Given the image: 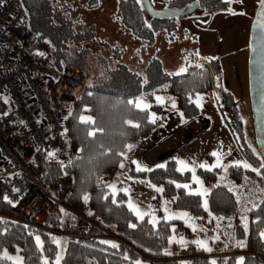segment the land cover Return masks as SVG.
Instances as JSON below:
<instances>
[{
  "label": "trees",
  "instance_id": "1",
  "mask_svg": "<svg viewBox=\"0 0 264 264\" xmlns=\"http://www.w3.org/2000/svg\"><path fill=\"white\" fill-rule=\"evenodd\" d=\"M22 1L32 31L38 38L46 39L52 44L53 60L57 67H73L85 77H89L87 71L94 60L101 66L97 76L89 77L86 91L69 107L65 127L68 143L74 153L72 159L63 166H56L47 163L40 153L35 158L46 188L52 194L59 196L60 178L66 175L73 176V190L66 197L65 204L76 211L88 209L87 218L104 226L113 227L114 233L123 242L68 239L60 264H135L139 257L158 264H184L179 260H153L176 256L174 253L170 256L165 255V252L172 233L171 225L181 224V221L161 220L154 227L147 218L139 220L128 207L125 194L120 192L113 197L110 188L106 187L108 183L106 185L100 183L99 176L109 172L111 174L109 181L112 182L121 171L120 165L126 160L130 150L128 146L152 132L155 124L150 122L149 111L126 103L128 100H135L144 91L148 92L150 97L153 92L161 91L177 95V107L185 117L191 119L198 115V107L194 102L196 94L214 90L222 118L228 124H233L229 126L237 138L241 153L254 167L259 166L260 159L244 141L243 124L238 114L236 100L217 85V79L221 76L219 65L211 62L216 72L215 84L212 82L210 70L200 64L202 67L188 73L166 75V89H157L155 86L164 83V80L157 79V75L162 74L158 63H153L148 69L150 83L148 79L146 84L139 74L130 71L126 66L119 63L112 66L114 55H118L115 52L117 49L115 44L102 36L103 28L97 30L96 25L87 23L86 19H83L84 15L82 16L78 10L80 8L88 12L96 10L104 4L102 1L84 0L85 2H81L78 7V0H70L69 4L65 2V5H62V0ZM187 1L171 0L169 6ZM225 6L226 3L220 7ZM218 9L219 7L212 8L208 12ZM145 14L141 0H118L115 12L118 24L147 42L154 40V32L164 24L170 28L176 26L174 20L177 18L158 20L150 17L148 23ZM81 116L90 117L95 124L82 123ZM130 122L139 124L140 127H133ZM89 131L96 132V135L89 136ZM260 171L264 174V168ZM128 173L132 178H146L155 188L163 189L162 192H157V196L173 198V208L185 209L196 216L204 213L200 195L190 194L187 189L176 186L189 183L190 173L181 172L174 160L169 159L163 167L157 166L149 171L131 167ZM198 174L206 183L213 185L208 194L210 212L215 217L236 220V238L244 240V246L242 248L236 246L233 254L215 257L217 264H237V257L240 255L243 256V264L262 263L264 201L248 212V223L244 226L238 214L241 208L240 199L234 190L235 185L241 186L246 178L256 179L255 172L242 167H229L227 172L219 168L213 171L200 169ZM222 174L226 175L228 182H219ZM2 193L3 185L0 183V264H45V261L47 264H55V257L58 254L55 236L15 221L14 218L18 215L13 206L3 200ZM85 195L89 197L87 202L83 199ZM113 198L117 203H111ZM61 212L60 208L55 211L47 220V226L59 228ZM83 223L85 222L80 221V224ZM132 224L136 227H131ZM36 235L40 236L41 245H37ZM113 243L118 247L112 248L110 245ZM5 253L7 256L14 255V260L7 259ZM193 253L194 258L188 264H211L214 260L206 256L202 249L193 248Z\"/></svg>",
  "mask_w": 264,
  "mask_h": 264
},
{
  "label": "rangeland",
  "instance_id": "2",
  "mask_svg": "<svg viewBox=\"0 0 264 264\" xmlns=\"http://www.w3.org/2000/svg\"><path fill=\"white\" fill-rule=\"evenodd\" d=\"M69 1L62 0V5H65V2L69 4ZM100 1L104 3L101 8L89 12L84 8L78 10L82 16L84 15L83 19L85 18L87 23L96 25L97 30L103 28L102 36L109 38L112 40V44H115L114 46L117 48L115 52L118 55H114L112 66L118 63L126 66L130 71L139 74L143 83L146 84L148 79L150 83L148 69L153 63H158L162 74L157 75V79L164 80V83L155 86V88L166 89V75L174 76L194 71L197 68L196 65L201 63L200 61L217 63L221 70L217 85L229 92L236 100L238 114L243 124L244 141L247 146L256 149V156L259 154L257 145H255L257 142L249 90V54L251 27L261 0H222L226 2L225 8H219L211 13L201 8L192 15L174 20L176 25L174 27L170 28L169 25L164 24L162 28L154 32L152 42H147L118 24L119 21L115 19L118 0ZM170 1L151 0L157 9L171 7L169 6ZM78 2L77 7L85 1L78 0ZM145 17L149 23L150 16L146 13ZM96 64L97 61L94 60L93 65L87 71L90 78L97 76L100 72L101 66ZM182 68L185 71L181 72ZM89 77H85L88 84ZM152 86L151 83L150 87ZM198 97L200 99H197ZM141 98V108L138 109L148 110L150 120L153 115L157 117V120L152 132L139 140L133 151L132 159L136 161V168L139 164L140 170H144L143 159L146 163L160 162V164L166 159L174 160L181 172L190 173V182L185 184L189 186L187 189L189 193L207 190V196H201L202 204H204L205 199L208 201V194L213 185L202 179L198 174L200 169L212 168L211 171H213L219 168L223 170L225 165L248 161L241 153L237 138L229 126L233 124H228L221 116L214 90L196 94L194 102L199 105L197 106L198 115L191 119L185 117L177 107L178 96L173 93L153 92L150 97L148 92L144 91L135 100ZM173 103L175 107H173ZM162 118H166V122L162 121ZM205 121L209 125L208 128H205ZM213 152L217 153L216 157L211 155ZM218 159L221 167H213ZM167 160L161 165L164 166ZM181 160L191 170L184 169L178 163ZM122 164L125 165V162ZM200 164L206 165V168H201ZM121 169L123 170H121V174L119 173L118 178L113 179L112 182L109 181L107 185L115 186L116 195L123 192L127 197V205L131 203L141 213H150L143 219L147 218L152 226L153 217L159 222L161 220L181 221V224L171 225L172 233L169 237V246L166 249L171 253L170 255L173 253L178 255L186 250L187 257H193V248H197L202 249L206 256L215 260V257L218 256L231 255L237 246L236 241H242L244 246V240L236 238V220L233 218L226 220L215 217L210 212L209 205L208 210L206 211L204 208V213L200 216L193 215L185 209L173 208V198H159L156 188L146 178H132L125 166ZM261 173L263 174V172ZM104 175L111 177L109 172L102 173L99 176L100 183H102ZM255 176L256 179L247 178L244 184L234 187L240 199L239 218L244 226L248 223V212L264 201V178L257 176L256 172ZM219 179V182H228L225 174H222ZM197 180L201 183H197ZM112 191L110 188L111 193ZM165 205L170 210L169 213L165 212ZM63 210L59 228L46 224L52 231L50 233L45 231L47 234L55 236L56 243L59 241V245L57 244L58 254L62 253V258L68 241L65 234L80 221H83L84 217H88L87 213H89L86 208L81 211L68 208H63ZM180 212H187L188 217L171 218L172 213ZM133 213L137 216L135 212ZM137 218L143 220L138 216ZM14 220L21 222L18 216ZM229 224L231 227H228ZM106 228L114 233L113 227L106 226ZM228 234H231L234 239L229 241ZM214 237L219 238L213 239ZM262 238L264 240V236ZM181 239L185 243L181 244ZM101 241L115 242L107 239H101ZM197 241H204L205 246L196 243ZM206 247L212 250L209 252ZM9 257H12L13 260L15 258L14 255ZM241 259L243 260L242 255L237 257V264H240ZM136 261H139L140 264H158L143 257L137 258ZM181 261L184 264L190 262L186 259H181ZM260 264H264V261Z\"/></svg>",
  "mask_w": 264,
  "mask_h": 264
},
{
  "label": "built area",
  "instance_id": "3",
  "mask_svg": "<svg viewBox=\"0 0 264 264\" xmlns=\"http://www.w3.org/2000/svg\"><path fill=\"white\" fill-rule=\"evenodd\" d=\"M87 86L78 69L55 65L52 44L32 31L22 0H0V183L3 200L12 201L20 223L26 226L50 233L49 217L59 208H68L65 199L73 190L72 176L60 178L59 196L52 194L35 157L40 153L56 166L72 159L65 120L71 103ZM50 152L54 157H49ZM109 178L104 175L102 184ZM83 220L85 224L78 223L65 234L68 239L123 242L106 226L86 217ZM193 258L184 250L153 260Z\"/></svg>",
  "mask_w": 264,
  "mask_h": 264
},
{
  "label": "water",
  "instance_id": "4",
  "mask_svg": "<svg viewBox=\"0 0 264 264\" xmlns=\"http://www.w3.org/2000/svg\"><path fill=\"white\" fill-rule=\"evenodd\" d=\"M146 13L158 20H168L173 18H183L194 14L200 8V1L195 0L180 7H167L157 9L151 0H141ZM264 0L261 1L251 27L250 54H249V90L251 98L252 117L255 130V137L260 153L264 151V105L261 104V94L264 91V80L261 77V65L264 64V43H262V32L259 27L264 23ZM206 66L212 77V82H216V72L211 62L200 61ZM264 158V157H263Z\"/></svg>",
  "mask_w": 264,
  "mask_h": 264
},
{
  "label": "snow or ice",
  "instance_id": "5",
  "mask_svg": "<svg viewBox=\"0 0 264 264\" xmlns=\"http://www.w3.org/2000/svg\"><path fill=\"white\" fill-rule=\"evenodd\" d=\"M262 7H264V5H262ZM259 27L261 28L262 32H264V23L260 24ZM262 43H264V37H262ZM196 67L199 68V67H202V65L197 64ZM183 71H185V69L182 68V69H181V72H183ZM177 74H179V73H177ZM261 77H262V80H264V64L261 65ZM158 99H159V98H158ZM197 99H200V98L198 97ZM217 99H218V97H217ZM260 100H261V104L264 105V91H262V94H261ZM126 103L129 104V105H132V106L135 107V108H141L142 98H141V99H138V100H128V101H126ZM197 106H199V105H197ZM173 107H175L174 103H173ZM80 120H81V122L84 123V124H95V122L92 121L90 117L81 116V117H80ZM156 120H157V117H155V116L153 115L152 118H151V121H150V122H151L152 124H155V123H156ZM130 124H131L133 127H136V128H139V127H140L139 124H132V122H130ZM88 135H89V136H95V135H96V132H94V131H89V132H88ZM128 148L131 149V148H132V145H129ZM252 151H253V154H256V149H253ZM48 155H49V157H54L55 154L50 152V153H48ZM211 155L214 156V157H216V156H217V153H216V152H213ZM262 157H264V151H262L260 154L257 155V158L260 159V164H259V166H257V167H254V166H253L250 162H248V161H244V162H236L234 165H225V166H223V171H224V172H227L229 167H236V168H241V167H242L243 169H248V170L254 171V172H256V175H257V176H261L262 178H264V174H262L261 171H260L261 168H264V158H262ZM132 163L135 164L136 161H133ZM178 163H180V164L184 167V169H188V165H187L184 161L181 160V161H179ZM120 167L123 168L124 165L121 164ZM161 167H163V166L161 165ZM200 167H201V168H206V165H204V164H200ZM213 167H221V163H220L219 159L217 160V163H216ZM136 170H140V166H139V164H137V168H136ZM144 170H145V171H149L150 169H144ZM188 170H191V169H188ZM206 170L211 171L212 168H206ZM246 179H247V178H246ZM196 182H197V183H201L199 180H197ZM176 186H177L178 188H180V187H183V188H185V189H188V188H189L188 185H180V184H177ZM106 187H109V188H111V189L113 190V191H112V195H113V197H114V196L116 195V192H115V186H114V185H107ZM229 190L231 191L232 188H230ZM14 191H17V192H18L19 189H14ZM156 191H157V192H162L163 189H161V188H156ZM190 194H195V195H200V196H207V190H204V191H196L195 193H190ZM4 199L7 200L8 197H5ZM83 199H84L85 202H87L88 199H89V197H88L87 195H85V196L83 197ZM105 199H107V197H105ZM9 203H12V201H9ZM111 203H114V204H115V203H117V201L113 198L112 201H111ZM128 206H129V208H130L133 212H135V213L137 214V216H138L140 219H143V217H144L145 215H150V213H147V212L141 213L140 210H139L138 208H136L134 205H132L131 203H129ZM203 206H204L205 210L207 211V210H208V201H207V199L204 200V204H203ZM164 210H165L166 213H169V211H170V210L167 208L166 205H165ZM61 211L64 212L63 209H61ZM90 214H91V213H90ZM181 217H188V213H187V212H180V213H172V214H171V218H181ZM73 219H75V218L73 217ZM220 219H223V218H220ZM245 219H246V218H245ZM151 222L153 223V226H154V227L156 226L157 223H159V221L156 220L154 217H153V219H152ZM165 222H167V221H165ZM130 226L133 227V228L136 227L135 224H132V225H130ZM218 227H219V225H218ZM228 227H231V224H229ZM173 231H175V229H173ZM261 235L264 236V233H261ZM218 238H219V237H214L213 239H218ZM228 239H229V241H231V240L234 239V237H233L231 234H228ZM35 240H36L37 245H41L42 242H41V240H40V236H39V235H36ZM170 242H171V239H170ZM102 243H104V242H102ZM180 243L183 244V243H185V242L183 241V239H181V240H180ZM196 243L200 244L201 246H205V242H204V241H197ZM57 244L59 245V241H57ZM236 245H237L238 247H243V242H242V241H236ZM110 246H111L112 248H117V247H118V245H117V244H114V243L111 244ZM226 246H227V244H226ZM145 250H146V251H149L148 249H145ZM206 250L210 252L212 249L206 247ZM157 254H158V253H157ZM170 254H171V253H169V252H167V251L165 252V255H170ZM4 255H5V257H6L7 259H12V257L7 256V253H5ZM124 258H125V259H128V257H124ZM17 259H19V258H17ZM61 259H62V253H61V254H57L56 257H55V264H60V260H61ZM45 264H47V261H45ZM135 264H140V262H139V261H136ZM211 264H217V262H216L215 260H213V261L211 262ZM240 264H243V260H242V259H241V261H240Z\"/></svg>",
  "mask_w": 264,
  "mask_h": 264
},
{
  "label": "crops",
  "instance_id": "6",
  "mask_svg": "<svg viewBox=\"0 0 264 264\" xmlns=\"http://www.w3.org/2000/svg\"><path fill=\"white\" fill-rule=\"evenodd\" d=\"M167 120V119H166ZM166 122V121H165ZM208 123L205 121V128H208ZM145 138V137H144ZM143 139V138H142ZM142 139H140V140H142ZM138 143H139V141L138 142H136V143H134L133 145H132V148L129 150V152H128V154L126 155V160L124 161L125 162V169H126V171L128 172L129 171V169L131 168V167H133L134 169H136V164H134V163H132L134 160L132 159L133 157H132V154H133V151H134V149L136 148V146L138 145ZM167 160V159H166ZM165 160V161H166ZM164 160H163V162H165ZM162 162V163H163ZM161 163V164H162ZM161 164H160V162H151V163H146V161H145V159H143V165H144V168L143 169H151V168H154V167H157V166H161ZM164 164V163H163ZM163 166V165H162ZM121 170H123V169H121ZM120 174H121V171H120ZM118 176L119 175H117L116 177H115V179L116 178H118ZM153 186V185H152ZM154 187V186H153ZM120 193V192H119Z\"/></svg>",
  "mask_w": 264,
  "mask_h": 264
},
{
  "label": "flooded vegetation",
  "instance_id": "7",
  "mask_svg": "<svg viewBox=\"0 0 264 264\" xmlns=\"http://www.w3.org/2000/svg\"><path fill=\"white\" fill-rule=\"evenodd\" d=\"M192 1H195V0H188L186 3H189V2H192ZM200 1V8L198 10H200L201 8H203L205 11H209L210 9L212 8H221L220 6L222 4H225L226 2H223L222 0H199ZM262 1V0H261ZM186 3H180V5H173L171 7H180V6H183L185 5ZM261 3V2H260ZM259 3V5H260ZM259 7V6H258ZM258 9V8H257ZM197 10V11H198Z\"/></svg>",
  "mask_w": 264,
  "mask_h": 264
},
{
  "label": "bare ground",
  "instance_id": "8",
  "mask_svg": "<svg viewBox=\"0 0 264 264\" xmlns=\"http://www.w3.org/2000/svg\"><path fill=\"white\" fill-rule=\"evenodd\" d=\"M166 121V120H165Z\"/></svg>",
  "mask_w": 264,
  "mask_h": 264
}]
</instances>
